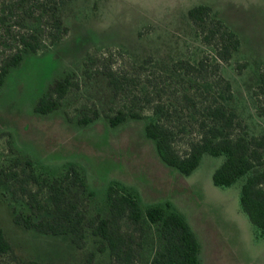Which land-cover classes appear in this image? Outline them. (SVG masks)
Instances as JSON below:
<instances>
[{
	"label": "rangeland",
	"instance_id": "374dc122",
	"mask_svg": "<svg viewBox=\"0 0 264 264\" xmlns=\"http://www.w3.org/2000/svg\"><path fill=\"white\" fill-rule=\"evenodd\" d=\"M201 3L210 5L241 39L223 65L234 88L231 106L245 118L251 133L264 132V116L257 112L253 96L264 71V0H68L60 8L67 32L52 44L42 33L44 47L25 54L0 87V227L12 245L0 255V264H78L91 250L94 264H112L108 251L97 250L90 230L84 247L78 248L67 235L44 234L14 222L12 206L24 208L26 198L5 172L21 168L22 163H15L20 154L33 160L36 171L51 175L69 163L80 167L93 191L82 202L89 218L107 213V188L120 184L136 192L143 209L168 202L186 218L199 243L198 264H264V235L240 202L245 177L228 186L213 183L212 173L225 155L204 153L189 175L180 173L160 159L154 141L145 134L144 119L108 123L104 114L114 112L115 106L105 76L95 69L99 61L90 67L91 75L83 73L87 53L106 47L162 60L200 57L209 47L200 42L188 10ZM72 70L79 86L62 105L48 113L35 111L54 79ZM94 109L98 117L89 123L78 121ZM120 229L142 242L136 264H151L162 246L156 226L147 224L141 235L123 220Z\"/></svg>",
	"mask_w": 264,
	"mask_h": 264
},
{
	"label": "trees",
	"instance_id": "16d2710c",
	"mask_svg": "<svg viewBox=\"0 0 264 264\" xmlns=\"http://www.w3.org/2000/svg\"><path fill=\"white\" fill-rule=\"evenodd\" d=\"M68 0H0V87L10 69L24 55L44 47L42 33L49 44L67 32L60 16ZM188 16L200 42L209 47L198 58L153 54L143 56L122 48L106 47L88 52L83 73L95 68L106 78L114 112L104 116L111 126L128 118L144 119V131L155 143L160 159L180 173L189 175L204 153L225 155L212 173L213 183L228 186L245 177L240 202L259 235H264V132L253 134L249 125L232 106L234 88L223 73V65L240 47L241 39L208 4H197ZM79 81L75 70L54 79L38 99L35 111L48 113L60 107ZM264 71L253 89L256 109L264 116ZM99 111L84 114L80 123H89ZM20 169L5 172L25 196L24 208L12 206L13 220L26 229L44 234L67 235L78 248L84 247L88 230L95 236L98 251H108L112 264H136L142 242L120 229L126 220L142 235L147 224H154L162 239L151 264H198L199 243L186 218L169 203L150 204L143 209L136 192L120 184H110L106 214L87 217L83 197L92 195L84 172L69 163L60 173L35 170L26 155L16 156ZM16 165V164H15ZM14 165V166H15ZM33 183L35 188L29 187ZM46 197L41 198L40 192ZM12 245L0 227V255ZM95 251L78 264H94ZM29 264H41L31 260Z\"/></svg>",
	"mask_w": 264,
	"mask_h": 264
}]
</instances>
